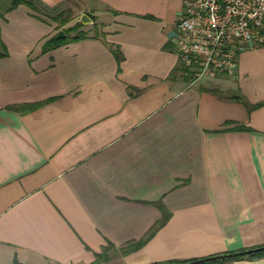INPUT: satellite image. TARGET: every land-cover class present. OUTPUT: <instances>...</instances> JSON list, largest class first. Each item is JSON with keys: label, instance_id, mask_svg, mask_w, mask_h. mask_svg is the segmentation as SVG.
Listing matches in <instances>:
<instances>
[{"label": "crops", "instance_id": "crops-1", "mask_svg": "<svg viewBox=\"0 0 264 264\" xmlns=\"http://www.w3.org/2000/svg\"><path fill=\"white\" fill-rule=\"evenodd\" d=\"M25 1L37 11L0 0V264H88L107 240L100 264L264 244V45L194 85L174 43L181 0H84L98 32L44 51L68 0ZM158 200L166 221L122 253Z\"/></svg>", "mask_w": 264, "mask_h": 264}, {"label": "built area", "instance_id": "built-area-1", "mask_svg": "<svg viewBox=\"0 0 264 264\" xmlns=\"http://www.w3.org/2000/svg\"><path fill=\"white\" fill-rule=\"evenodd\" d=\"M174 38L190 84L232 74L241 51L264 45V0H181Z\"/></svg>", "mask_w": 264, "mask_h": 264}, {"label": "trees", "instance_id": "trees-1", "mask_svg": "<svg viewBox=\"0 0 264 264\" xmlns=\"http://www.w3.org/2000/svg\"><path fill=\"white\" fill-rule=\"evenodd\" d=\"M20 2H25L27 5H29L33 10L37 11V8L30 2L25 1V0H11L10 5L8 9L14 8L18 3ZM59 14L53 15L52 19L54 21L58 22V25H63L67 22L68 18L63 17L62 19H59L58 17ZM81 25L80 21H76L74 24L71 26H68L65 29H62L64 32L63 36H58L57 32L52 35L51 37L45 39L43 43L41 44V50H47L50 48H53L55 46L62 45L64 43L82 39L87 37V32L83 29H79ZM95 25H93V28L95 29ZM70 32H75L74 34L70 35ZM110 50L113 53L116 62H119L122 59V54L120 51H118L117 48L113 47V45H110ZM39 103H34L31 107L37 106ZM259 104H254L252 107L258 106ZM250 108V106H248ZM230 121H225V123H229ZM236 130H242V129H250V127L245 126V125H237L234 127ZM161 211V217L154 222V224L148 229L146 235L138 240L132 241L127 243L124 246L120 247V250L122 253H128L133 250H136L139 248L147 239L148 237L154 233V231L161 226L166 219L168 218V212L166 211L164 205L161 203L160 200L154 201L153 202ZM258 245V246H252V247H244V248H239L236 250H229L225 251L223 253L219 254H213V255H208L205 257H209L207 260L203 262H194L199 258H193V259H184V260H178V259H172V260H167L164 262H159V263H152V264H230L234 260L238 259H252L256 257H261L264 256V248L262 249H257L258 247L263 246ZM247 251V252H246ZM112 252H115V246L112 242L106 241V243L101 247V250L98 252L94 253V259L89 262L88 264H100L102 261H106L110 258V255ZM12 264H22L20 263L16 258L13 259Z\"/></svg>", "mask_w": 264, "mask_h": 264}, {"label": "rangeland", "instance_id": "rangeland-1", "mask_svg": "<svg viewBox=\"0 0 264 264\" xmlns=\"http://www.w3.org/2000/svg\"><path fill=\"white\" fill-rule=\"evenodd\" d=\"M57 14H59L58 15L59 19H62L63 17L68 18L65 24L58 26L60 30L65 29L68 26H71L76 21H80V16L82 14H86L90 20L86 23L81 22L79 29L85 30L87 34H92L96 31L98 32L97 27H95V29L92 28L93 25H96L91 23L92 19H94L95 16L92 14V10L87 6L84 0H68L64 8L55 9L53 15H57ZM74 33L75 32H70L69 34H74ZM185 80L190 81L191 78L188 75H186ZM200 81L201 80L199 81L197 80L196 83H194V85H196L197 82L199 83Z\"/></svg>", "mask_w": 264, "mask_h": 264}, {"label": "water", "instance_id": "water-1", "mask_svg": "<svg viewBox=\"0 0 264 264\" xmlns=\"http://www.w3.org/2000/svg\"><path fill=\"white\" fill-rule=\"evenodd\" d=\"M90 19H89V17L86 15V14H82L81 16H80V22H82V23H86V22H88ZM64 35V32L62 31V30H59L58 31V36H63ZM262 248H264V245L263 246H261V247H258L257 249H262ZM247 252V251H246ZM209 257H201V258H199V259H197L196 261H194V262H196V263H198V262H203V261H205V260H207Z\"/></svg>", "mask_w": 264, "mask_h": 264}]
</instances>
